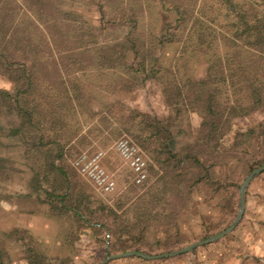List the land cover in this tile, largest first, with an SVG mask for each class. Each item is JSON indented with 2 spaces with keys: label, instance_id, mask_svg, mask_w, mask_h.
<instances>
[{
  "label": "trees",
  "instance_id": "trees-1",
  "mask_svg": "<svg viewBox=\"0 0 264 264\" xmlns=\"http://www.w3.org/2000/svg\"><path fill=\"white\" fill-rule=\"evenodd\" d=\"M198 13L190 0H0V77L9 84L0 87V117L10 120L6 138L41 165L48 203L61 211L70 201L67 155L77 137L72 120L88 121L86 130L105 140L131 135L150 160L146 180H129L111 204L103 199L98 206L109 226L94 221L88 199L79 203L82 213L77 202L68 207L79 226L113 238L105 245L112 252L178 250L177 221L192 189L209 184V170L235 156L239 129L225 146L233 121L261 114L242 135L264 137V0L250 17L239 11L235 32L220 38L216 24L202 22ZM171 47L177 55L166 53ZM194 61L203 62V76L182 81L180 69ZM148 82L159 87L170 110L164 120L124 112L115 102ZM180 109L199 112L201 120L192 144L174 153L170 117ZM37 180L32 176L31 186L38 192ZM156 231L160 239L144 248L143 237Z\"/></svg>",
  "mask_w": 264,
  "mask_h": 264
},
{
  "label": "rangeland",
  "instance_id": "rangeland-1",
  "mask_svg": "<svg viewBox=\"0 0 264 264\" xmlns=\"http://www.w3.org/2000/svg\"><path fill=\"white\" fill-rule=\"evenodd\" d=\"M190 5L199 8L196 16L201 18L202 22H208L211 26L216 24L214 31L220 38L226 36L225 34L230 36L234 33L235 28L232 24L235 22V16L239 11H244L250 17L252 10L258 6V0H190ZM177 51L171 47L166 53L177 55ZM188 66L179 71L182 81L203 76V62H190ZM175 80L179 81V78L176 76ZM3 84L6 86L0 77V87ZM115 102L122 106L124 112L125 108L135 110L146 113L158 121L170 116V110L164 106L160 89L153 82L146 83L143 87L135 89L129 97L117 99ZM186 110L171 112L170 147L174 153H180L184 147L192 144L201 120L199 112ZM260 120L261 114L256 113L251 118H237L233 121L235 126H232L225 146L231 143L233 131L239 129V137H235L238 142L235 156L230 161L219 162L209 170V184H199L192 189L189 207L177 221L179 234L175 249L215 235L233 220L237 207L238 187L247 172L264 158V137L244 139L242 135L244 130L254 127ZM9 123V119L0 117V264H60L59 261H53L54 258H67L63 261L64 264H98L107 255L121 253L122 251L112 252L108 247L105 249L106 244L113 243V238L103 230H90L79 226L71 218L68 207L77 202L76 209L82 213L86 210L83 208L84 205L79 203L80 201L85 203L87 202L85 199H88L90 202L88 210L90 208L95 212L94 221L109 226V219L102 218L101 210L98 211L102 200L111 204L116 195L126 189L129 180L134 183L133 172L116 151L117 142L125 140L136 149L145 163L144 180L149 176L150 160L142 153L132 136L121 133L113 140H105L99 138L92 130H86L85 126L89 123L86 120L80 124L73 120L69 123L72 132H77V137L72 141L73 145L67 155L70 168L67 169L66 177L72 184L70 201L65 202V209L60 211L58 203L50 204L44 197L42 190L49 188L44 182L45 174L35 155L24 153L23 148L6 138L5 128ZM50 153L54 154L53 151ZM95 155H99V168L113 183V189L108 193L101 190L74 164L77 160ZM201 158L204 160L205 156ZM34 175H37L39 182V184L36 182L37 186L42 188L38 192L31 186V178ZM46 178L49 181L53 177ZM241 222L242 219L220 240L198 247L192 254L186 253L170 260L198 264L202 254L210 258L211 255L223 251L227 242L234 239ZM157 237L160 239L157 231L153 236L149 233L143 237L141 245L147 249ZM132 263L164 264V261L120 259L108 264Z\"/></svg>",
  "mask_w": 264,
  "mask_h": 264
},
{
  "label": "crops",
  "instance_id": "crops-1",
  "mask_svg": "<svg viewBox=\"0 0 264 264\" xmlns=\"http://www.w3.org/2000/svg\"><path fill=\"white\" fill-rule=\"evenodd\" d=\"M2 86L5 87L4 84ZM241 219L234 239L227 242L226 248L210 258L202 254L198 264H264V172L246 188ZM170 259H163L164 264H184L181 260Z\"/></svg>",
  "mask_w": 264,
  "mask_h": 264
},
{
  "label": "water",
  "instance_id": "water-1",
  "mask_svg": "<svg viewBox=\"0 0 264 264\" xmlns=\"http://www.w3.org/2000/svg\"><path fill=\"white\" fill-rule=\"evenodd\" d=\"M262 172H264V163L255 168L252 169L241 181L238 190H237V208H236V213L235 216L233 218V220L231 221V223L221 232L203 239V240H199L196 242H193L181 249L169 252V253H164V254H159V255H145L142 254L140 252H135V251H127V252H123L120 254H111L108 255L106 257H104L98 264H108L111 261H115V260H119V259H126V258H138V259H142L145 261H156V260H163V259H169V258H173L182 254H192L193 251L201 246H205L211 243H214L218 240H220L221 238L225 237L227 234H229L238 224V222L240 221V219L242 218L243 212H244V208H245V191L247 186L250 184V182L252 180H254L256 177H258ZM107 247L105 246V249Z\"/></svg>",
  "mask_w": 264,
  "mask_h": 264
},
{
  "label": "built area",
  "instance_id": "built-area-1",
  "mask_svg": "<svg viewBox=\"0 0 264 264\" xmlns=\"http://www.w3.org/2000/svg\"><path fill=\"white\" fill-rule=\"evenodd\" d=\"M116 151L127 162L130 170L134 174V183L140 184L145 179V163L137 153L136 149L127 141L121 140L117 142ZM99 155L91 158L77 160L74 164L80 168L92 182H94L101 190L108 193L113 189V183L105 176L98 166Z\"/></svg>",
  "mask_w": 264,
  "mask_h": 264
}]
</instances>
